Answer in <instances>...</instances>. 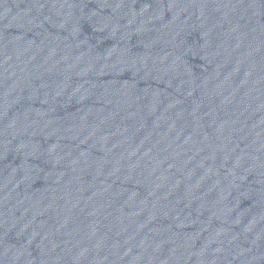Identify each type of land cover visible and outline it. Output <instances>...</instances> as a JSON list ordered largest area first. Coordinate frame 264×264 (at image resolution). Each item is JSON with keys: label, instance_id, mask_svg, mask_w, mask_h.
<instances>
[{"label": "water", "instance_id": "obj_1", "mask_svg": "<svg viewBox=\"0 0 264 264\" xmlns=\"http://www.w3.org/2000/svg\"><path fill=\"white\" fill-rule=\"evenodd\" d=\"M0 264H264V0H0Z\"/></svg>", "mask_w": 264, "mask_h": 264}]
</instances>
